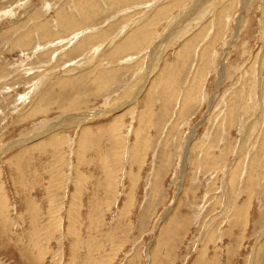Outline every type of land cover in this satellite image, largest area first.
Masks as SVG:
<instances>
[{
  "label": "rangeland",
  "instance_id": "obj_1",
  "mask_svg": "<svg viewBox=\"0 0 264 264\" xmlns=\"http://www.w3.org/2000/svg\"><path fill=\"white\" fill-rule=\"evenodd\" d=\"M0 264H264V0H0Z\"/></svg>",
  "mask_w": 264,
  "mask_h": 264
},
{
  "label": "bare ground",
  "instance_id": "obj_2",
  "mask_svg": "<svg viewBox=\"0 0 264 264\" xmlns=\"http://www.w3.org/2000/svg\"><path fill=\"white\" fill-rule=\"evenodd\" d=\"M29 94V93H28ZM77 118V117H76ZM80 120V119H79ZM226 206V205H225Z\"/></svg>",
  "mask_w": 264,
  "mask_h": 264
}]
</instances>
